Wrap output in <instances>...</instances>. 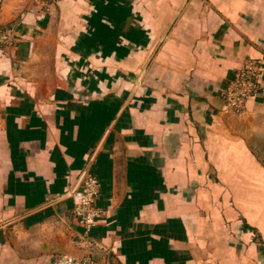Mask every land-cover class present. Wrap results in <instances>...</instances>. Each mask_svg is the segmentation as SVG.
Returning <instances> with one entry per match:
<instances>
[{
	"label": "crops",
	"instance_id": "crops-1",
	"mask_svg": "<svg viewBox=\"0 0 264 264\" xmlns=\"http://www.w3.org/2000/svg\"><path fill=\"white\" fill-rule=\"evenodd\" d=\"M0 264H264V0H0ZM262 61L242 111L225 94ZM89 170L96 227L73 215Z\"/></svg>",
	"mask_w": 264,
	"mask_h": 264
},
{
	"label": "built area",
	"instance_id": "built-area-1",
	"mask_svg": "<svg viewBox=\"0 0 264 264\" xmlns=\"http://www.w3.org/2000/svg\"><path fill=\"white\" fill-rule=\"evenodd\" d=\"M59 1V0H51ZM17 42L16 29L13 27L0 29V48L10 49ZM262 61H248L235 80L228 87L225 99L228 108L242 111L257 87V79L262 71ZM100 181L97 176L86 170L80 179V184L71 194L74 208L73 215L78 225L86 230L96 227L102 212L96 207V199L100 194ZM84 255L56 254L53 264H101L93 254V243L85 236L77 241Z\"/></svg>",
	"mask_w": 264,
	"mask_h": 264
}]
</instances>
